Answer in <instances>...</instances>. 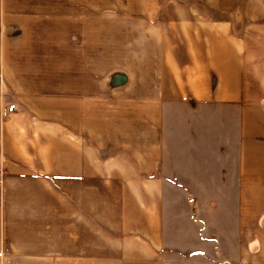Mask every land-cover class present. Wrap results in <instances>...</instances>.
I'll return each mask as SVG.
<instances>
[{
  "label": "rangeland",
  "instance_id": "rangeland-1",
  "mask_svg": "<svg viewBox=\"0 0 264 264\" xmlns=\"http://www.w3.org/2000/svg\"><path fill=\"white\" fill-rule=\"evenodd\" d=\"M201 6L197 0H0V90L7 108L17 107L18 94L44 97L52 113L58 99L82 105L83 136L67 127L69 138L83 139L100 163L118 153L140 166L142 176L162 180L167 247L161 259L130 261L106 247L105 225L72 216L62 230L50 226V234L82 232L85 256L14 257L4 245L0 264H254V113L245 115L253 133L242 136L241 82L234 73L240 64L230 66V80L220 79L221 69L204 63L202 51L203 44L215 50L226 41L254 44L255 34H225L226 22H213L218 18ZM116 72L127 81L111 86ZM59 130L51 129L52 138ZM123 141L132 149L102 146ZM4 178L3 171L1 204ZM98 189L100 208L109 195ZM108 211L115 213L100 209L98 220ZM98 227L99 255H90L87 239ZM31 229L25 222L21 232ZM35 236L43 244L48 234Z\"/></svg>",
  "mask_w": 264,
  "mask_h": 264
},
{
  "label": "crops",
  "instance_id": "crops-1",
  "mask_svg": "<svg viewBox=\"0 0 264 264\" xmlns=\"http://www.w3.org/2000/svg\"><path fill=\"white\" fill-rule=\"evenodd\" d=\"M197 1L206 16L218 18L211 19L213 22H226L225 34L228 31L255 34L254 44H228L226 41L218 45L217 53L211 44H203L202 52L204 63L210 67L218 65L221 69L219 77L223 80L230 78L227 74L230 66L240 64L234 73L241 82L242 136L253 133L247 128L245 115L247 118L249 112L254 113V264H264V0ZM247 50L249 62L244 56ZM44 101V97L25 98L18 94L17 107L8 109L6 94L0 90V169L5 177L4 203H0V251L5 245L14 257L85 256L82 232H78L76 238L67 237L66 231L58 237L50 234V226L59 225L62 230L70 224L69 217L75 216L90 219L92 226L105 225V245L112 248L113 253L118 251L121 257L130 261L161 259L167 250L163 243L162 180L142 176L144 170L140 166L137 169L126 156L118 153L100 163L95 151L84 147L83 139L72 134L69 135L73 138H69L65 133L67 127H71L79 131L82 138V105L58 99V112L52 113L50 103ZM52 128L60 129L53 138ZM102 146L132 149L125 141L117 146L109 142ZM133 157L140 161L134 152ZM102 164L105 166L99 170ZM99 186L109 195L103 199L105 203L100 208ZM53 192L57 193V199L52 197ZM70 193H74V199ZM88 193L91 201L87 200ZM111 203H114L113 207ZM111 208L115 213H103L104 218L98 220L100 209ZM55 217L58 219L53 220ZM25 222L32 226L33 234L27 232L25 236L21 232ZM38 223L41 225L36 230ZM102 229L96 228L87 239L92 245L90 255L96 252L99 255ZM40 231L48 234L43 244L35 240Z\"/></svg>",
  "mask_w": 264,
  "mask_h": 264
},
{
  "label": "water",
  "instance_id": "water-1",
  "mask_svg": "<svg viewBox=\"0 0 264 264\" xmlns=\"http://www.w3.org/2000/svg\"><path fill=\"white\" fill-rule=\"evenodd\" d=\"M127 81V76L124 73L116 72L110 77L111 86H117Z\"/></svg>",
  "mask_w": 264,
  "mask_h": 264
},
{
  "label": "built area",
  "instance_id": "built-area-1",
  "mask_svg": "<svg viewBox=\"0 0 264 264\" xmlns=\"http://www.w3.org/2000/svg\"><path fill=\"white\" fill-rule=\"evenodd\" d=\"M2 172H3V171L0 169V178H1V176H2ZM0 181H1V180H0Z\"/></svg>",
  "mask_w": 264,
  "mask_h": 264
}]
</instances>
